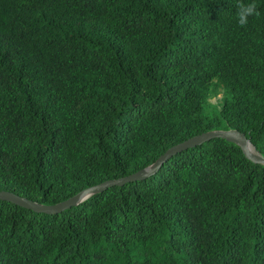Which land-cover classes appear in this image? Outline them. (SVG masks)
Returning a JSON list of instances; mask_svg holds the SVG:
<instances>
[{
  "label": "trees",
  "instance_id": "obj_1",
  "mask_svg": "<svg viewBox=\"0 0 264 264\" xmlns=\"http://www.w3.org/2000/svg\"><path fill=\"white\" fill-rule=\"evenodd\" d=\"M238 2L0 0V191L59 203L214 130L264 157V0ZM0 264H264V164L215 137L59 213L0 200Z\"/></svg>",
  "mask_w": 264,
  "mask_h": 264
},
{
  "label": "water",
  "instance_id": "obj_2",
  "mask_svg": "<svg viewBox=\"0 0 264 264\" xmlns=\"http://www.w3.org/2000/svg\"><path fill=\"white\" fill-rule=\"evenodd\" d=\"M215 137L223 138V139H226L228 141L238 144L240 148L242 149V152L244 153L246 158H248L249 160L253 162L264 164V157H262L256 150H255L256 154H254L248 149V145H251V143L244 133L237 131L235 129L214 130V131H208V132H204V133L192 136L184 140L183 142L178 143L168 148L163 154L159 156V158L154 163H152L151 165H149L148 167L142 170H139L127 176H123L117 179L106 180L97 185L90 186L88 188H85L79 191L74 196L62 202H59V203L42 205V204L33 202L25 197H21L12 192L3 191V190L0 191V200L12 202L16 205L31 209L36 212H43V213H48V214L59 213L65 209L70 208L71 206L79 204L80 201L85 199L87 196L93 193H96V192H100L106 189L107 187H110L113 185H122L128 181L145 179L146 177L155 173L159 169L161 164L167 161L173 155L187 149L188 147H191L196 144H200L203 141H206V140H209Z\"/></svg>",
  "mask_w": 264,
  "mask_h": 264
},
{
  "label": "clouds",
  "instance_id": "obj_3",
  "mask_svg": "<svg viewBox=\"0 0 264 264\" xmlns=\"http://www.w3.org/2000/svg\"><path fill=\"white\" fill-rule=\"evenodd\" d=\"M236 15L238 23L242 27L248 23L249 17H259L260 11L256 0H239Z\"/></svg>",
  "mask_w": 264,
  "mask_h": 264
},
{
  "label": "rangeland",
  "instance_id": "obj_4",
  "mask_svg": "<svg viewBox=\"0 0 264 264\" xmlns=\"http://www.w3.org/2000/svg\"><path fill=\"white\" fill-rule=\"evenodd\" d=\"M220 96L221 95H218V97L210 99V102L211 103H216L217 102V99L220 98Z\"/></svg>",
  "mask_w": 264,
  "mask_h": 264
},
{
  "label": "bare ground",
  "instance_id": "obj_5",
  "mask_svg": "<svg viewBox=\"0 0 264 264\" xmlns=\"http://www.w3.org/2000/svg\"><path fill=\"white\" fill-rule=\"evenodd\" d=\"M248 149L253 152L254 154H256V151L255 149L251 146V145H248Z\"/></svg>",
  "mask_w": 264,
  "mask_h": 264
}]
</instances>
